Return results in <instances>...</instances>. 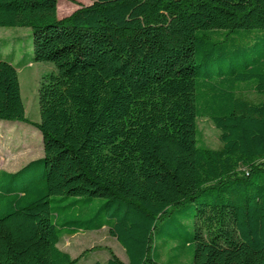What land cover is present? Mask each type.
<instances>
[{"label": "trees", "instance_id": "trees-1", "mask_svg": "<svg viewBox=\"0 0 264 264\" xmlns=\"http://www.w3.org/2000/svg\"><path fill=\"white\" fill-rule=\"evenodd\" d=\"M91 1L59 19L58 0H0V27L56 68L43 157L0 170V264H77L61 238L104 228L128 262L94 264H264V0ZM0 121L28 122L2 57Z\"/></svg>", "mask_w": 264, "mask_h": 264}, {"label": "rangeland", "instance_id": "rangeland-1", "mask_svg": "<svg viewBox=\"0 0 264 264\" xmlns=\"http://www.w3.org/2000/svg\"><path fill=\"white\" fill-rule=\"evenodd\" d=\"M89 2L91 0H58L60 14H66L61 17L58 13L59 19L71 15L80 6H86ZM0 57L14 60L18 67L22 98L28 118L26 123L0 121V170L15 171L44 155L42 135L34 126V123H39L41 120L38 89L43 77L56 73V68L52 63L33 62L32 32L28 28L0 27ZM246 95L252 100L259 99L253 91H247ZM197 126L198 140L201 144L212 149L221 146L220 131L210 120L198 119ZM185 212L193 214L191 208L186 209ZM179 219L186 230H192L194 225L192 218L179 216ZM58 246L72 258H79L77 264H94L97 261L104 263L109 258L110 252L121 261L127 260L124 248L110 236L107 228L64 236ZM163 251L173 258L171 264H176L174 257L182 251V248ZM187 258L185 256L182 259V264H188Z\"/></svg>", "mask_w": 264, "mask_h": 264}, {"label": "crops", "instance_id": "crops-1", "mask_svg": "<svg viewBox=\"0 0 264 264\" xmlns=\"http://www.w3.org/2000/svg\"><path fill=\"white\" fill-rule=\"evenodd\" d=\"M92 3V1L91 2H89L87 5H90ZM59 8V7H58ZM58 13L60 14V12H59V9H58ZM60 16L61 17H64V16H66V14H60ZM15 63V62H14ZM3 170H5V169H3ZM5 171H7V172H16L17 170H15V171H8V170H5ZM124 263H127L128 262V258H127V260L126 261H123Z\"/></svg>", "mask_w": 264, "mask_h": 264}]
</instances>
